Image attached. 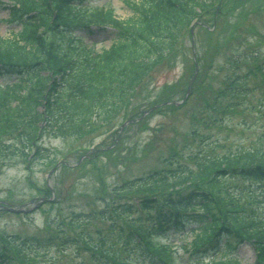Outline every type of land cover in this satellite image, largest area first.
Returning a JSON list of instances; mask_svg holds the SVG:
<instances>
[{"label": "trees", "instance_id": "1", "mask_svg": "<svg viewBox=\"0 0 264 264\" xmlns=\"http://www.w3.org/2000/svg\"><path fill=\"white\" fill-rule=\"evenodd\" d=\"M89 1L0 0L6 22L20 26L11 37L0 35V78L15 79L0 84L1 154L9 151L6 136L15 134L24 153L38 154L43 131L86 135L126 115L138 87L214 0H140L122 21L112 8L89 9ZM93 29H109L111 45L88 47L84 40ZM242 78H232L218 97L249 94ZM202 154L191 157L193 167L178 164L122 182L113 194L121 198L93 215L58 213L53 234L0 233V264H40L51 248H73L87 257L85 264H171L162 257L170 247L158 242L181 232L191 233L181 248L193 264L206 256L207 264H240L227 255L243 243L254 248V264H264V215L247 209L251 202L264 208V145L221 157ZM95 219L108 225L88 231ZM223 252L226 259L217 260Z\"/></svg>", "mask_w": 264, "mask_h": 264}, {"label": "rangeland", "instance_id": "2", "mask_svg": "<svg viewBox=\"0 0 264 264\" xmlns=\"http://www.w3.org/2000/svg\"><path fill=\"white\" fill-rule=\"evenodd\" d=\"M138 1L91 0L88 5L96 9L110 7L122 21L132 15L130 5ZM7 19V9L0 7L3 37H11L20 29ZM180 35L170 57L151 74V80L147 78L138 87L126 115L109 125L86 135L43 131L37 142L42 147L41 154L31 160H27L15 134L3 138L10 146L7 154L0 153V233L37 238L53 234L57 223H50L58 212L65 216L72 212L93 215L104 210L114 199L121 198L114 196V188L123 181L178 164L193 167L191 157L201 153L221 157L264 145V0H214ZM111 38L110 30L98 31L84 42L101 49L111 44ZM194 61L197 73L190 84ZM236 75L243 76L240 81L247 83L249 94L218 97L220 89ZM166 101L171 104H164ZM236 102H240L238 106L226 109ZM153 106L156 108L139 122L121 129L126 120ZM44 197L55 203H39ZM251 204L247 209L255 208L262 217L263 204ZM3 206H22L29 212L16 214L2 210ZM106 225L95 219L87 230ZM191 239L190 235L184 238L177 234L158 242L171 249H156L166 262L190 264L188 254L179 247ZM252 248L243 244L235 254L228 255L241 264H254ZM86 260L73 248L63 252L51 248L39 263L85 264Z\"/></svg>", "mask_w": 264, "mask_h": 264}]
</instances>
